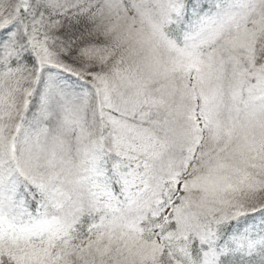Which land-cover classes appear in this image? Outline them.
I'll return each mask as SVG.
<instances>
[{
  "label": "snow or ice",
  "instance_id": "snow-or-ice-1",
  "mask_svg": "<svg viewBox=\"0 0 264 264\" xmlns=\"http://www.w3.org/2000/svg\"><path fill=\"white\" fill-rule=\"evenodd\" d=\"M0 264H264V0H0Z\"/></svg>",
  "mask_w": 264,
  "mask_h": 264
}]
</instances>
